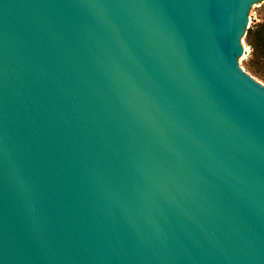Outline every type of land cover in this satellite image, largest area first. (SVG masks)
Masks as SVG:
<instances>
[{"label": "water", "instance_id": "95a60500", "mask_svg": "<svg viewBox=\"0 0 264 264\" xmlns=\"http://www.w3.org/2000/svg\"><path fill=\"white\" fill-rule=\"evenodd\" d=\"M262 0H0V264H264Z\"/></svg>", "mask_w": 264, "mask_h": 264}, {"label": "rangeland", "instance_id": "374dc122", "mask_svg": "<svg viewBox=\"0 0 264 264\" xmlns=\"http://www.w3.org/2000/svg\"><path fill=\"white\" fill-rule=\"evenodd\" d=\"M261 26H264V0L254 4L249 11L248 28L241 39L245 50L238 58L240 69L264 86V43H261L264 32L258 34ZM261 37L263 39L260 41ZM254 47L258 49L254 50Z\"/></svg>", "mask_w": 264, "mask_h": 264}, {"label": "trees", "instance_id": "16d2710c", "mask_svg": "<svg viewBox=\"0 0 264 264\" xmlns=\"http://www.w3.org/2000/svg\"><path fill=\"white\" fill-rule=\"evenodd\" d=\"M261 32H264V26H261L260 28H259V32H258V34H262ZM263 38L261 37V38H259V40L261 41ZM261 43H264V40H262V42ZM261 46H262V44H261ZM258 48L256 47H254V50H257Z\"/></svg>", "mask_w": 264, "mask_h": 264}, {"label": "bare ground", "instance_id": "6f19581e", "mask_svg": "<svg viewBox=\"0 0 264 264\" xmlns=\"http://www.w3.org/2000/svg\"><path fill=\"white\" fill-rule=\"evenodd\" d=\"M243 49L245 50V48L243 47Z\"/></svg>", "mask_w": 264, "mask_h": 264}]
</instances>
